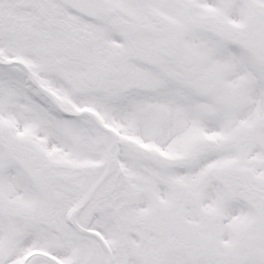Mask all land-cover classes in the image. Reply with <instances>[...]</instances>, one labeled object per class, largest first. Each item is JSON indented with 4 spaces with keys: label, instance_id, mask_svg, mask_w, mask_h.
Masks as SVG:
<instances>
[{
    "label": "snow or ice",
    "instance_id": "obj_1",
    "mask_svg": "<svg viewBox=\"0 0 264 264\" xmlns=\"http://www.w3.org/2000/svg\"><path fill=\"white\" fill-rule=\"evenodd\" d=\"M0 264H264V0H0Z\"/></svg>",
    "mask_w": 264,
    "mask_h": 264
}]
</instances>
